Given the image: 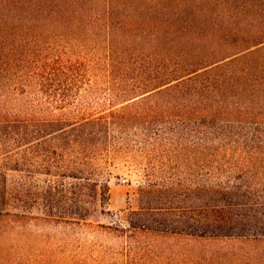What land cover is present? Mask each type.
Wrapping results in <instances>:
<instances>
[{"label":"trees","instance_id":"16d2710c","mask_svg":"<svg viewBox=\"0 0 264 264\" xmlns=\"http://www.w3.org/2000/svg\"><path fill=\"white\" fill-rule=\"evenodd\" d=\"M186 2L34 0L41 58L8 59L0 37V264H28V237L69 264L119 263L84 233L124 234L122 264H264V39L238 48L264 11L172 12ZM67 26L88 53L58 50ZM118 159L142 161L144 204L126 230L97 229L81 198L108 194Z\"/></svg>","mask_w":264,"mask_h":264},{"label":"rangeland","instance_id":"374dc122","mask_svg":"<svg viewBox=\"0 0 264 264\" xmlns=\"http://www.w3.org/2000/svg\"><path fill=\"white\" fill-rule=\"evenodd\" d=\"M31 1L34 0H0V37H2V41L4 46L8 49L9 57L12 61L21 57H29V58H41L43 49L45 48L42 42H38L33 38H30L31 35L28 34V31L25 30L26 26L29 24V16L26 14V10L31 4ZM211 1V0H210ZM210 1L205 0H188V2L184 3L181 6L174 5L171 10L174 14L177 11L183 10V14L185 17H191L194 12L202 11L208 12L212 10H256V11H264V0H235L222 2L219 0H214L213 4H209ZM148 4H143L142 7H147L145 12L148 14L149 18H151L150 9H148ZM155 6L152 7L154 9ZM160 8V7H158ZM188 20V19H187ZM197 27V26H195ZM189 28V26H187ZM203 31L208 29L209 33L215 32V30H211V28L197 27ZM250 30L251 27L248 26ZM222 28L221 30H223ZM188 31V29H186ZM197 30V29H191ZM202 31V32H203ZM217 31V30H216ZM73 32H78L81 34V30L77 28H72L71 26L64 27L62 30L58 32V34H62L60 37V43H58L57 48L59 51H63L72 58L76 59L80 56V52H89L88 46L90 45L89 38L86 37H77L73 35ZM218 37L221 32L217 31ZM261 37L251 38L246 35H242L241 39L243 41H239L241 44L238 46L243 49L248 47L250 44L254 42H259L264 39L263 35ZM205 38L206 35H203ZM217 37V39H218ZM239 35H232V39L227 40L231 42H236V39H239ZM216 41L218 42V40ZM221 42V41H219ZM222 43V42H221ZM2 102L0 101V104ZM142 161L140 159L130 160V162H125L123 160H114L111 165L108 167L107 175L104 177V182L107 184L108 189L106 194V190L97 189L96 191H84L85 196L81 199L84 202L85 208L93 209L94 213L88 218V223L92 225L94 228H99V226L103 227H111L113 229H118L119 231L126 230L128 228V222L131 220V214L134 211H138L143 207L142 194L140 192V188L145 185V180L142 172ZM17 174H10V178L12 182L18 179ZM44 180V177H41ZM71 183V182H70ZM72 184V183H71ZM35 217H41V213L34 210L33 212ZM32 215V216H33ZM44 231V235L54 234L55 231L51 230V228H42ZM87 232H89L87 230ZM38 233H42L41 230ZM124 235L121 233L114 234L110 237L99 238L93 236L91 233H84L80 236L82 241H85L88 245L93 242H97L101 246L108 247L110 249H115L112 252H109L111 257L110 260L119 261V263L110 264H122L124 258L122 255L120 256L121 250L118 249V246H121L122 240L118 239L116 236ZM92 235V236H91ZM94 237V238H92ZM53 243V242H50ZM18 244H26L27 249L31 251H35V249H39L38 253L29 256L26 258V263L28 264H69L67 261L56 258H49L47 256L39 255L42 253L52 252L51 247L53 244H48L43 242L41 238L28 237L19 241ZM48 250V251H45Z\"/></svg>","mask_w":264,"mask_h":264}]
</instances>
